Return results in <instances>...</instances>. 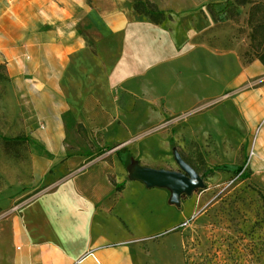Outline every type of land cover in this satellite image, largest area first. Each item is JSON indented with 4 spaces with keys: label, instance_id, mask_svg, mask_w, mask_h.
I'll use <instances>...</instances> for the list:
<instances>
[{
    "label": "rangeland",
    "instance_id": "374dc122",
    "mask_svg": "<svg viewBox=\"0 0 264 264\" xmlns=\"http://www.w3.org/2000/svg\"><path fill=\"white\" fill-rule=\"evenodd\" d=\"M210 1L205 9L213 24L193 45L233 53L245 66L259 60L264 0ZM166 62L154 75L129 79L116 97L119 106L102 109L98 122L81 121L67 110L55 124L44 119L30 124L0 66V223L49 195L56 182L108 165L109 180L123 184L121 193L129 180L144 184L130 187L120 207L144 235L137 264H264V171L251 168L253 152L247 145L235 157L244 141L230 126L228 93L213 102L196 101L202 87L212 94L225 87L214 70L221 65L193 56L170 67ZM178 154L205 186L175 202L171 189L147 186L138 171H182ZM78 157L82 163L61 171V165Z\"/></svg>",
    "mask_w": 264,
    "mask_h": 264
},
{
    "label": "crops",
    "instance_id": "0c3cea01",
    "mask_svg": "<svg viewBox=\"0 0 264 264\" xmlns=\"http://www.w3.org/2000/svg\"><path fill=\"white\" fill-rule=\"evenodd\" d=\"M142 1L165 10V20L156 24L140 14L134 0H0V66L21 114L30 124H55L71 110L95 123L102 109L119 106L116 97L129 79L154 75L166 61L170 67L187 56L206 57L221 65L214 70L225 87L216 94L202 87L196 101L228 93L230 126L244 141L235 157L247 145L251 168L264 171V64L245 66L233 53L193 45L213 24L205 9L210 0ZM83 160L70 159L61 171ZM108 168L56 182L49 195L0 223V264H137L144 235L120 207L130 187L144 184L129 180L121 193Z\"/></svg>",
    "mask_w": 264,
    "mask_h": 264
},
{
    "label": "water",
    "instance_id": "95a60500",
    "mask_svg": "<svg viewBox=\"0 0 264 264\" xmlns=\"http://www.w3.org/2000/svg\"><path fill=\"white\" fill-rule=\"evenodd\" d=\"M176 160L182 171L141 167L138 171V178L151 188L171 189L173 200L179 202L183 194L190 195L195 190L203 188L205 180L181 155H176Z\"/></svg>",
    "mask_w": 264,
    "mask_h": 264
},
{
    "label": "trees",
    "instance_id": "16d2710c",
    "mask_svg": "<svg viewBox=\"0 0 264 264\" xmlns=\"http://www.w3.org/2000/svg\"><path fill=\"white\" fill-rule=\"evenodd\" d=\"M147 4L143 3V1H134V8L139 11L140 9L143 10V12L149 16V18L155 22L156 24H161L166 16H165V13L163 11H161L156 4H153V3H149V2H146ZM194 43H196V38L194 40ZM258 59L264 64V53L261 54ZM219 166H216L214 168H212V171L213 170H216L218 169ZM112 182L116 185L117 187V190H120L121 187L123 186V184H120L118 185L115 180H112Z\"/></svg>",
    "mask_w": 264,
    "mask_h": 264
},
{
    "label": "bare ground",
    "instance_id": "6f19581e",
    "mask_svg": "<svg viewBox=\"0 0 264 264\" xmlns=\"http://www.w3.org/2000/svg\"><path fill=\"white\" fill-rule=\"evenodd\" d=\"M29 112H30V114L32 113V117H34V118H36V114L34 113V111H33V109H32V107L31 106H29Z\"/></svg>",
    "mask_w": 264,
    "mask_h": 264
},
{
    "label": "built area",
    "instance_id": "2783aa9c",
    "mask_svg": "<svg viewBox=\"0 0 264 264\" xmlns=\"http://www.w3.org/2000/svg\"><path fill=\"white\" fill-rule=\"evenodd\" d=\"M84 170V168H81V171H83Z\"/></svg>",
    "mask_w": 264,
    "mask_h": 264
}]
</instances>
